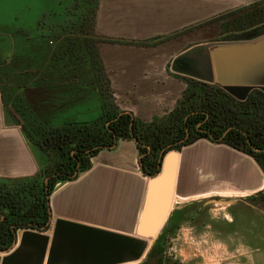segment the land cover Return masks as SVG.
I'll list each match as a JSON object with an SVG mask.
<instances>
[{"label":"crops","instance_id":"1","mask_svg":"<svg viewBox=\"0 0 264 264\" xmlns=\"http://www.w3.org/2000/svg\"><path fill=\"white\" fill-rule=\"evenodd\" d=\"M257 1L264 0H98L95 34L112 40L164 38L184 25L183 11H222ZM177 44H182L181 36L167 45L151 47L97 44L110 89L122 111L150 122L174 108L186 87L177 77L184 74L168 70L172 54L167 48ZM211 60L212 84L264 86V40L215 48ZM74 86L80 87L74 89L76 95L88 93L91 100L71 106L59 91L60 104L56 97L54 100L61 114L56 117L63 122L72 110L80 113L85 108L88 114L78 121H94L101 114L98 89L84 83H63L61 87ZM174 152V187L162 217L159 211L144 215L150 178L141 170L135 141L120 138L92 157L87 170L55 185L49 195L46 227L17 230L11 247L0 250V264H143L155 258L163 239L182 227V208L198 196L210 194L219 182L228 183V191L233 192L230 197L245 200L263 194L262 166L228 144L199 138ZM45 161L21 125L6 114L0 92V178L42 175Z\"/></svg>","mask_w":264,"mask_h":264},{"label":"trees","instance_id":"2","mask_svg":"<svg viewBox=\"0 0 264 264\" xmlns=\"http://www.w3.org/2000/svg\"><path fill=\"white\" fill-rule=\"evenodd\" d=\"M37 1L40 3L39 8L44 11L40 17L53 19L48 32L60 41L62 48L57 58L64 61L63 67L66 69H62L65 72L61 71L56 78L72 86L95 84L102 100L101 114L90 122L71 119L72 114H69V120L65 118L62 122L56 117L61 113H57L55 109V97L51 98L47 91L49 88L46 81L56 80L39 75L38 79L42 81L36 83L33 81L37 78L31 79L28 74L22 78L21 90L13 97L14 106L27 121V129L25 126L22 128L26 138L38 148L46 159V165L42 175L16 179L0 178V250L11 247L17 230L46 227L49 221V195L55 185L69 181L78 173L87 170L91 166L92 157L101 149L114 146L120 138L136 141L141 170L145 176L158 172L160 152L178 150L180 145L177 141L183 139L186 132L190 137L209 136L199 133L197 127L208 129L214 141H219L228 127H236L248 135L254 147L264 148V92L261 90H252L245 101L239 102L217 85L177 75L184 80L186 87L180 100L166 116L142 122L134 118L132 113L114 109L113 103H110V82L97 44L116 42L152 46L157 38L135 42L97 36L95 20L98 0ZM257 4L260 6L264 1L249 5ZM25 5L26 10L33 6L31 0H25ZM259 6L246 14L242 21L239 20L234 29H222L220 40L250 39L263 34L264 8ZM217 19H210L203 24ZM30 79L33 84L29 83ZM2 99L6 107L3 94ZM66 101L69 102L67 99ZM10 116L14 118L12 113ZM212 127L216 130H212ZM222 139L233 148L241 145L227 137ZM150 147L155 149L154 152L146 150ZM246 152L255 155L249 149ZM254 158L264 169V154ZM47 177L46 183L44 180Z\"/></svg>","mask_w":264,"mask_h":264},{"label":"rangeland","instance_id":"3","mask_svg":"<svg viewBox=\"0 0 264 264\" xmlns=\"http://www.w3.org/2000/svg\"><path fill=\"white\" fill-rule=\"evenodd\" d=\"M31 1L33 6L26 10L25 0H0V91L6 101V114L11 118L12 113L13 120L26 129L27 121L16 111L13 98L21 90L25 74L31 79L37 78L33 81L36 83L42 81L38 79L40 76L53 77L56 81H46L47 91L51 98L56 97L57 104H60L59 99L61 101L59 91L64 93L71 106L81 103L80 100H91L88 93L85 97L76 95L74 89L80 88L78 86L61 87L63 82L56 77L66 68L63 67L64 61L57 58L62 49L60 41L48 32L53 19L39 17L44 11L39 8L37 0ZM248 5L222 11H183L184 25L175 33L157 38L152 46L167 45L175 37L181 36V45L177 44L171 49L167 46L168 52L172 54L168 59L170 71L171 60L175 56L194 46L220 40L222 29H234L239 20L242 21L246 14L259 6ZM245 6L248 7L238 10ZM260 6L264 8V4ZM187 18L189 20L185 22ZM214 18L218 19L203 24ZM152 39L131 41L145 42ZM31 79L29 83L33 84ZM99 99L101 108L102 100ZM94 100L92 105L97 103ZM115 100L111 91L110 103H113L114 109L122 111ZM80 111L77 113L72 110L70 118L79 120L88 114L85 108ZM45 179L47 183L48 177ZM227 185L226 182H219L210 194L198 196L190 205L182 208V227L163 239L159 250L153 255L155 258L143 264H264V191L255 199L247 197L244 200L228 196L233 192L228 191Z\"/></svg>","mask_w":264,"mask_h":264},{"label":"water","instance_id":"4","mask_svg":"<svg viewBox=\"0 0 264 264\" xmlns=\"http://www.w3.org/2000/svg\"><path fill=\"white\" fill-rule=\"evenodd\" d=\"M261 40H264V33L250 39L217 40L197 45L175 57L171 63V68L185 76L212 83L214 81L211 60L212 50L220 47L252 44ZM217 86L221 87L224 91L238 100H244L247 94L255 88L264 92V86L253 87L219 84H217ZM114 140L116 139L114 138ZM242 148L243 146L241 145L240 149ZM174 151L176 150L167 152L162 150L159 156L158 172L155 175L147 176L150 178V181L145 195L144 215L150 213L153 215L159 211L162 217L170 205L177 166V157ZM76 174L77 170L74 172V175ZM151 235L152 234H150V236Z\"/></svg>","mask_w":264,"mask_h":264},{"label":"flooded vegetation","instance_id":"5","mask_svg":"<svg viewBox=\"0 0 264 264\" xmlns=\"http://www.w3.org/2000/svg\"><path fill=\"white\" fill-rule=\"evenodd\" d=\"M215 85V84H214ZM256 89V88H255ZM255 89H252V90H255ZM252 90L247 94L246 98L250 95V93L252 92ZM259 90V89H257ZM246 98L244 100H239V102H242V101H245ZM236 99V98H235ZM238 100V99H237ZM134 117V116H133ZM135 118V117H134ZM110 123L107 122V125ZM212 130H216L215 127H212L211 128ZM197 131L199 133H205L209 136H202V135H198V136H195V137H190V134H188L186 132V135L183 139L177 141L178 145H180V148L176 151H180L181 148H183L184 146H187L188 144H190L193 140L195 139H199V138H205V139H208L210 140L211 142H214V143H225L227 144L226 142H223V139L222 138H228L230 141H233V142H238V143H241V145L243 146L242 149H240V146L237 147L236 149L248 154L249 156L251 157H260V155L263 156L264 154V148H256L253 146L252 144V141L250 140V138L248 137V135L241 129L239 128H236V127H228L223 133H222V136L220 137L221 139L219 141H214L212 140V138L210 137V134L208 132H210L208 129L206 128H202V127H197ZM236 131V132H235ZM252 139H254L255 137L252 136L251 137ZM255 140V139H254ZM145 148V147H143ZM246 149H249L251 152H253L255 155H251L249 154L248 152H246ZM146 150L148 152H154V148L150 147L149 149L146 148ZM165 152V150H164ZM167 152V151H166ZM161 153V152H160ZM263 168V167H262Z\"/></svg>","mask_w":264,"mask_h":264}]
</instances>
